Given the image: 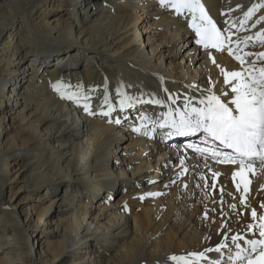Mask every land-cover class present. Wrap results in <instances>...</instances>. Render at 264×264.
Instances as JSON below:
<instances>
[{"label":"bare ground","instance_id":"6f19581e","mask_svg":"<svg viewBox=\"0 0 264 264\" xmlns=\"http://www.w3.org/2000/svg\"><path fill=\"white\" fill-rule=\"evenodd\" d=\"M201 3L223 29L264 0ZM262 14L233 29L234 40L253 36L245 51H264L254 36L261 25L252 27ZM191 22L159 0H0V264H239L228 259L237 251L231 236L260 238L247 225L260 222L252 208L264 215V164L253 161L244 193L232 178L237 165L191 153L189 138L165 140L159 126L189 97L201 106L209 88L230 93L220 67L247 66L197 44ZM58 80L69 92L80 85L95 115L61 98ZM124 97L132 107L121 109ZM21 188L30 191L19 196ZM222 240L227 248L206 251ZM199 252L204 259L189 255Z\"/></svg>","mask_w":264,"mask_h":264},{"label":"snow or ice","instance_id":"6c2138e0","mask_svg":"<svg viewBox=\"0 0 264 264\" xmlns=\"http://www.w3.org/2000/svg\"><path fill=\"white\" fill-rule=\"evenodd\" d=\"M159 4L174 9L177 15H181L185 11L192 15V22L189 26L198 37L197 44L206 49L210 47L217 51L226 50L240 65H247L239 71H226L217 65L223 75V83L230 87V93L221 90L217 94L216 91L209 88L208 94L202 93L199 99L201 106H195L193 103L195 97H189L182 109H173L170 106L168 112L164 113L165 119L159 126L168 129L165 133L168 137H187L201 133L202 143H206L207 146L199 147L189 143L187 147L202 157H210L219 164L237 165V170L232 172V178L235 180L236 177H240L243 191L248 193L250 181L246 174L253 171V161L259 160L264 164V51L257 53L245 51L241 45L246 48L253 41V36L245 35L242 40L239 37L234 40L233 29L237 23L244 27L249 21H252L257 10L264 9V3H254L246 11L241 8L243 19L235 22L225 21V24L229 26L223 29L218 27L217 23L208 15L201 0H159ZM237 7L239 8L240 5ZM257 24H260L261 27L254 36L256 42L264 46V14L254 20L252 27L255 28ZM209 55L211 56V53ZM257 61L261 62L259 66ZM213 63H216L214 58ZM52 87L60 94L61 98H66L78 105L83 101V110L89 115H95L89 97L80 90V85L76 86L77 91L69 92L64 83L58 80ZM130 99V97H124L120 100L121 109L133 106L127 103ZM150 102L161 104L165 101L157 99ZM104 103L108 104L107 95L104 97ZM172 103H176L175 98H172ZM112 111L113 108L109 105L108 111L102 114L108 116ZM140 118L148 119L143 113ZM114 122L121 123L120 119H116ZM155 123L157 122L154 121L153 124ZM132 130L139 133L141 128L134 127ZM143 134L148 135L149 133L145 130ZM183 163L182 159L181 164ZM183 171L186 173L187 169H183ZM212 175L217 177L221 174L213 172ZM236 188L239 190L240 183L236 184ZM221 193L223 194V189H221ZM148 195L154 196L159 193H149ZM246 201L247 197L241 196V203L246 205ZM230 207L235 209L237 206L230 205ZM261 208H264V204L261 205ZM250 215L253 221L258 218L260 222L258 225L248 224L247 229L255 233L258 228L260 238L246 239L240 234L232 235L231 240L237 251L234 257L230 255L228 259L229 261H238L239 264H244V261L247 264H264V215L258 217L256 208H252ZM225 239H227V234H225ZM240 239H243L248 247H241L240 243H237ZM227 247L228 244L222 240L214 249L210 248L206 251L219 253ZM254 253L255 256L252 255ZM189 255L198 259L205 258L204 252ZM171 259L176 260L177 258L172 256ZM184 264H190V261L184 260ZM211 264H221V261L214 260L211 261Z\"/></svg>","mask_w":264,"mask_h":264},{"label":"rangeland","instance_id":"374dc122","mask_svg":"<svg viewBox=\"0 0 264 264\" xmlns=\"http://www.w3.org/2000/svg\"><path fill=\"white\" fill-rule=\"evenodd\" d=\"M9 118H10V117H9ZM9 118L6 119V120L4 121V123L7 124L6 126H9V123L11 122V121L9 120ZM11 131H12V130H11V129H8V127H7V129L3 132V135L1 136V139H2V140H5V139L10 135ZM123 153H126V152H123ZM152 172H154L153 169L149 170L148 173H147V176L152 175V174H151ZM23 177H24V174H22V176H21L17 181H13L12 183H10V185H11L12 188H13V190H16L17 187H19V186L22 184V179H23ZM41 188H42V187H41ZM29 191H30V190H26V188H21V189L19 190V196H22V195H24V194H28ZM37 192H39V191H37ZM119 196H120V194L117 193V194L115 195V197L113 198L114 201H116V200L118 199ZM31 203H34V200L31 199V198H28V199H26V200L24 201L23 204H24L25 207H27V206H29ZM52 220H54V217H52ZM29 235H30V234H29ZM45 235H47L48 237H51L53 234H52V232L47 231V232H45ZM31 239H32V238H31ZM115 251H117V250L115 249ZM55 264H58V261H56Z\"/></svg>","mask_w":264,"mask_h":264}]
</instances>
